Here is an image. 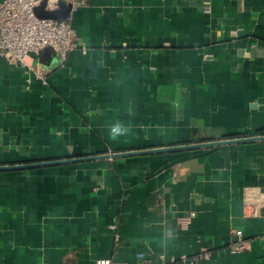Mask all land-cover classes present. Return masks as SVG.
Wrapping results in <instances>:
<instances>
[{
    "label": "crops",
    "instance_id": "obj_1",
    "mask_svg": "<svg viewBox=\"0 0 264 264\" xmlns=\"http://www.w3.org/2000/svg\"><path fill=\"white\" fill-rule=\"evenodd\" d=\"M83 1L46 84L0 57V264H264V0Z\"/></svg>",
    "mask_w": 264,
    "mask_h": 264
},
{
    "label": "built area",
    "instance_id": "obj_2",
    "mask_svg": "<svg viewBox=\"0 0 264 264\" xmlns=\"http://www.w3.org/2000/svg\"><path fill=\"white\" fill-rule=\"evenodd\" d=\"M72 9L84 5L83 0H68ZM58 0H0V57L18 61L25 66L37 80L43 84L52 70L41 64L27 66L23 59L28 54L38 55L44 48H50L56 54L58 62L63 63L67 55L75 50L86 51L85 44L72 28L70 18L63 22L43 19L36 16L34 9L41 4L48 11L57 7ZM264 209V191L254 188L244 191V217H255ZM189 217H192L190 215ZM231 242L227 247L230 253L248 250L252 239H244L239 229L231 230ZM94 264H125L109 259H97ZM183 264H193L187 261Z\"/></svg>",
    "mask_w": 264,
    "mask_h": 264
},
{
    "label": "water",
    "instance_id": "obj_3",
    "mask_svg": "<svg viewBox=\"0 0 264 264\" xmlns=\"http://www.w3.org/2000/svg\"><path fill=\"white\" fill-rule=\"evenodd\" d=\"M71 9H72L71 3L68 0H58L56 9L48 11L45 9V5L41 4L34 9V12H35L36 16L39 18L50 19V20H53L56 22H63L69 17ZM52 52H53L52 49L44 48L41 51H39L38 54L41 58H43V56L47 55L48 53H52ZM249 140L250 141L264 140V137H256V138H252V139H250V138L249 139H242V140H236L234 142H239V141L243 142V141H249ZM231 142H233V141H231ZM216 144H221V143H213V145H216ZM202 146H207V145H196L195 147H202ZM174 149H176V148H174ZM168 150H170V149H168ZM31 167H33V166H25V167L22 166L19 168L24 169V168H31ZM10 168L11 167H0V170H8Z\"/></svg>",
    "mask_w": 264,
    "mask_h": 264
}]
</instances>
